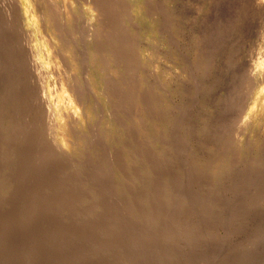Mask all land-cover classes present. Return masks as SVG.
<instances>
[{
    "label": "rangeland",
    "instance_id": "374dc122",
    "mask_svg": "<svg viewBox=\"0 0 264 264\" xmlns=\"http://www.w3.org/2000/svg\"><path fill=\"white\" fill-rule=\"evenodd\" d=\"M118 1L0 0V256L73 264L116 203L140 264H264V0Z\"/></svg>",
    "mask_w": 264,
    "mask_h": 264
},
{
    "label": "bare ground",
    "instance_id": "6f19581e",
    "mask_svg": "<svg viewBox=\"0 0 264 264\" xmlns=\"http://www.w3.org/2000/svg\"><path fill=\"white\" fill-rule=\"evenodd\" d=\"M118 1V0H117ZM119 2V1H118ZM121 8V7H120ZM90 25V24H89ZM115 33H117V31L115 32ZM120 33V32H119ZM112 35V34H111ZM114 36H115V34H114ZM116 37V36H115ZM120 37H122V36H120ZM124 38H127V37H124ZM123 39V38H122ZM117 40V39H116ZM120 41V40H119ZM124 44H126V43H124ZM129 44V43H128ZM124 48V47H123ZM126 49V48H125ZM112 50H113V48H112ZM115 50V49H114ZM121 50H123V49H121ZM118 51V50H117ZM120 52V51H119ZM125 55V54H124ZM157 56V55H156ZM170 61V60H169ZM130 65V64H129ZM134 65V64H133ZM128 69V68H127ZM126 69V70H127ZM136 69H138V68H136ZM133 70V69H132ZM132 73V72H131ZM132 77V76H131ZM120 79V78H119ZM122 80V79H121ZM131 80V79H130ZM133 80V79H132ZM135 82V81H134ZM132 83V82H131ZM135 83H139V82H135ZM134 84V83H133ZM118 85H119V83H118ZM140 85V84H139ZM112 86V85H111ZM128 86V85H127ZM119 87V86H118ZM117 87V88H118ZM129 88V87H128ZM133 88H134V86L130 89L131 91H133ZM139 88V87H138ZM123 89V88H122ZM128 89V90H129ZM135 89H136V84H135ZM138 91H140L139 89H138ZM137 91V92H138ZM110 92V91H109ZM134 92V91H133ZM136 92V91H135ZM160 92V91H159ZM119 94V93H118ZM139 94V93H138ZM134 95V94H133ZM132 95V96H133ZM127 96H128V94H127ZM136 96H137V93H136ZM137 97H139V95L137 96ZM137 97H134V99L137 101L139 98H137ZM121 98H123V97H121ZM127 98V97H126ZM130 98V97H129ZM131 98H133V97H131ZM137 98V99H136ZM134 99H131L132 101H134ZM150 99V98H149ZM140 100V99H139ZM148 100V99H147ZM135 101V102H136ZM144 101V100H143ZM150 101V100H149ZM112 103V102H111ZM133 104H135L134 102H132ZM122 104V103H121ZM125 104H128V103H125ZM130 104H131V102H130ZM123 105V104H122ZM144 105V104H143ZM128 106V105H127ZM135 106V105H134ZM124 107H126V105L124 106ZM132 107V106H131ZM119 108V107H118ZM169 108V107H168ZM115 109H116V107H115ZM122 109V108H121ZM120 109V110H121ZM129 109H131V108H129ZM124 110H122V111H120V112H118V113H120V114H122V112H123ZM154 111V110H153ZM115 112V111H114ZM135 112V111H134ZM125 114V113H124ZM140 115H142V114H140ZM132 117V116H131ZM141 118V117H140ZM174 118V117H173ZM145 119V118H144ZM126 122V121H125ZM144 122V121H143ZM117 127V126H116ZM123 128V127H122ZM117 129V128H116ZM143 129V128H142ZM138 134V133H137ZM142 135V134H141ZM186 135H187V133H186ZM111 136V135H110ZM108 137V136H107ZM131 137V136H130ZM132 138V137H131ZM130 138V139H131ZM181 138V137H180ZM142 139V138H141ZM131 141V140H130ZM136 141V140H135ZM140 142V141H139ZM128 143V142H127ZM131 143H132V141H131ZM177 143V142H176ZM175 143V144H176ZM137 144V143H136ZM139 144V143H138ZM135 147H137V146H135ZM140 147V146H139ZM126 148V147H125ZM132 148V147H131ZM138 149V148H137ZM144 149H145V147H144ZM126 150H127V148H126ZM134 150V149H133ZM136 150V149H135ZM147 150V149H146ZM149 150V149H148ZM132 151V150H131ZM130 151V152H131ZM129 152V153H130ZM170 152V151H169ZM152 153V152H151ZM171 153V152H170ZM169 153V154H170ZM133 154H135V151L133 152ZM167 154V153H166ZM184 154V153H183ZM139 155H140V153H139ZM139 155H137V157L139 156ZM133 156V155H132ZM131 157V156H130ZM130 157H129V159H130ZM140 157V156H139ZM128 159V158H127ZM129 159H128V161H129ZM132 159H136V157L134 158H132ZM194 159V158H193ZM155 160H157V159H155ZM174 160V159H173ZM182 160V159H181ZM187 160V159H186ZM191 161V160H190ZM122 162V161H121ZM136 162H138L137 160H136ZM183 162V161H182ZM110 163V162H109ZM115 163V162H114ZM129 163H132V162H129ZM148 163V162H147ZM161 163V162H160ZM82 164V163H81ZM127 164H128V162H127ZM134 164H136V163H134ZM133 164V165H134ZM182 164V163H181ZM108 165H110V164H108ZM112 165V164H111ZM125 165V164H124ZM132 165V166H133ZM77 166V165H76ZM119 166H121V165H119ZM183 166V165H182ZM75 167V166H74ZM113 166H111V168H112ZM131 168V167H130ZM152 168V167H151ZM79 169V168H78ZM114 169H116V168H114ZM121 169V168H120ZM120 169H119V171H120ZM123 169V168H122ZM128 169V168H127ZM135 169L137 170V168L135 167ZM142 169V168H141ZM154 170V169H153ZM129 171V170H128ZM114 172V171H113ZM112 172V173H113ZM133 173H134V171H132ZM186 172V171H185ZM188 172V171H187ZM84 173V172H83ZM90 173V172H89ZM111 173V174H112ZM202 173V172H201ZM121 174V173H120ZM124 174V173H123ZM191 174V173H190ZM78 175H79V173H78ZM203 175V174H202ZM127 176V175H126ZM130 176V175H129ZM194 176V175H193ZM128 177V176H127ZM132 177V176H131ZM138 176H135V178H137ZM195 177V176H194ZM200 177V176H199ZM68 178V177H67ZM66 178V179H67ZM71 178V177H70ZM84 178V177H83ZM129 178V177H128ZM184 178V177H183ZM192 178V177H191ZM89 179V178H88ZM92 179V178H91ZM94 179V178H93ZM96 179V178H95ZM124 179H126V178H124ZM139 179V178H138ZM65 180V179H64ZM82 180V179H81ZM185 180V179H184ZM78 181V180H77ZM108 181V180H107ZM127 181H128V179H127ZM126 181V182H127ZM130 181V180H129ZM134 179L133 180H131L129 183H128V188H129V190L130 191H132V192H134L135 190V185H134ZM197 181V180H196ZM80 182V181H79ZM78 182V183H79ZM90 182V181H89ZM94 182V181H93ZM185 182V181H184ZM61 183V182H60ZM65 183V182H64ZM63 183V184H64ZM162 183V182H161ZM166 183V182H165ZM197 183V182H196ZM66 184V183H65ZM81 184V183H80ZM82 184H85V183H82ZM87 184V183H86ZM96 184V183H95ZM101 184V183H100ZM102 184H103V182H102ZM136 184V183H135ZM70 185V184H69ZM73 185H75V184H73ZM161 185V184H160ZM159 185V186H160ZM163 185V184H162ZM77 186V185H76ZM83 186V185H82ZM100 186V185H99ZM105 186V185H104ZM103 186V187H104ZM74 187V186H73ZM80 187H81V185H80ZM79 187V188H80ZM179 187V186H178ZM72 188V187H71ZM157 188V187H156ZM171 188V187H170ZM88 189V188H87ZM178 189V188H177ZM63 191H64V189H63ZM70 191V190H69ZM115 191V190H114ZM161 191V190H160ZM66 192V191H65ZM102 192V191H101ZM165 192H167V191H165ZM110 193V192H109ZM108 193V194H109ZM159 193V191H157V194ZM162 194V193H161ZM36 195V194H35ZM104 196H106V195H104ZM114 195H112L111 197L112 198H116V197H113ZM126 196V195H125ZM160 196V195H159ZM33 197H34V195H33ZM33 197H31V198H33ZM71 197V196H70ZM76 197V196H75ZM95 197V196H94ZM103 197V196H102ZM78 198V197H77ZM100 198V197H99ZM150 198V197H149ZM69 199V198H68ZM109 199V198H108ZM130 199H132V198H130ZM175 199V198H174ZM61 200V199H60ZM64 200V199H63ZM35 201V200H34ZM66 201V200H65ZM139 198H137V196L136 195H134L133 196V199H132V203L135 205V206H137L138 205V203H139ZM94 202V201H93ZM111 202V201H110ZM154 202V201H153ZM168 202V201H167ZM56 203V202H55ZM67 203V202H66ZM95 203V202H94ZM120 203V202H119ZM35 204V203H34ZM116 203H114V205H115ZM175 204V203H174ZM38 205V204H37ZM61 206H62V204H60ZM68 205H69V203H68ZM67 205V206H68ZM72 205V204H71ZM114 205H107L108 206V209H109V212L111 213V220L110 221H107V223L106 224H104V225H102V226H100V227H96L95 228V225L94 226H91V224L92 223H88L87 222V220H86V222L87 223H81L82 225H81V227L84 225L85 226V228L86 227H89V229L86 231V233H89L88 235H89V237H83V236H81V241L82 242H84V244H85V246L86 247H88L89 248V250L87 251V249H85V251H87V252H85L84 251V253H82V254H75V255H73V257L71 258V260H72V263L74 264H98V262H103L104 261V264H140V258H141V254H140V238L142 237H140V223L138 222V220H137V218L138 217H135L134 215H132L131 213H129L128 211L126 212V211H122V210H120L119 208H115L114 207ZM117 205V204H116ZM124 205V204H123ZM123 205H121V206H123ZM161 205V204H160ZM36 206V205H35ZM63 206H65V205H63ZM67 206H66V209H67ZM170 206H171V204H170ZM69 207H71L70 205H69ZM93 207V206H92ZM36 208V207H35ZM163 208V207H162ZM180 208V207H179ZM63 209V208H62ZM81 209H83V208H81ZM98 209H100V208H98ZM102 209V208H101ZM24 210H26V209H24ZM45 210V209H44ZM71 210H72V208H71ZM31 211V210H30ZM66 211V210H65ZM70 211V210H69ZM59 212V211H58ZM81 212V211H80ZM102 212V211H101ZM44 213V212H43ZM52 213H54V212H52ZM27 214H29V213H27ZM58 214H60V212L58 213ZM71 214V213H70ZM69 214V215H70ZM81 214V213H80ZM85 214V213H84ZM83 214V215H84ZM255 214V213H254ZM109 215V214H108ZM23 216V215H22ZM31 216V215H30ZM104 216V215H103ZM28 217V216H27ZM42 217V216H41ZM21 218H23V217H21ZM26 218V217H25ZM39 218V217H38ZM2 219V218H1ZM3 219H5V218H3ZM53 219V218H52ZM86 219V218H85ZM1 221V220H0ZM24 221H26V220H24ZM18 222V221H17ZM22 222V221H21ZM22 223H24V222H22ZM22 223H20L19 224V226H21V228H24L26 225H22ZM30 223V222H29ZM74 223H76L77 225H78V222H74ZM4 223L3 222H0V230L1 231H3L4 229V225H3ZM33 224H36V223H33ZM69 224V223H68ZM96 224V223H95ZM18 225V224H17ZM60 225V224H59ZM65 225V224H64ZM72 225V224H71ZM75 225V224H74ZM97 225V224H96ZM28 226V225H27ZM69 226V225H68ZM72 228V227H71ZM76 228V227H75ZM70 229V228H69ZM73 229V228H72ZM20 229H18V231H19ZM81 230H83V229H81ZM5 231V230H4ZM17 231V230H16ZM21 231V230H20ZM22 231H25V230H22ZM60 231V230H59ZM69 231V230H68ZM74 231V230H73ZM96 231L98 232H103V234H105V236H101V237H97V235L96 236H94L93 237V235L96 233ZM142 232H144V231H142ZM1 234H2V232H0ZM69 233H70V231H69ZM68 233V235H70ZM77 233H79V232H77ZM82 233V232H81ZM84 233H85V231H84ZM170 233H171V229H166L165 231H162V235H161V237H162V244L164 245H166L167 243H169L168 245H170V243L171 242H173V239H172V236H174V235H172V236H170ZM57 234V233H56ZM91 234H93V235H91ZM23 235V234H22ZM42 235V234H41ZM46 234H44V236H45ZM54 235V234H53ZM61 235V234H60ZM59 235V236H60ZM79 235H82V234H79ZM100 235V234H99ZM1 236V235H0ZM50 236H52V234L50 235ZM57 236V235H56ZM72 236V235H71ZM85 236V235H84ZM181 236H188L187 235V233H180V237ZM5 237V236H4ZM7 237V236H6ZM41 237H43V235L41 236ZM69 237V236H68ZM121 237H123V238H121ZM25 238V237H24ZM49 238V237H48ZM55 238H57V237H55ZM61 238V237H60ZM63 238V237H62ZM70 238V237H69ZM74 238H77V237H74ZM6 239H8V238H6ZM50 239H53V238H49V240ZM174 239H176V238H174ZM0 240H1V237H0ZM37 240V239H36ZM78 240V239H77ZM79 241V240H78ZM178 241H180L179 239H178ZM55 242V241H54ZM3 243V242H2ZM55 244V243H54ZM64 244V243H63ZM69 245V244H68ZM30 246V245H29ZM28 246V247H29ZM33 246V245H32ZM54 246V245H53ZM77 246V245H76ZM35 247V246H34ZM59 247V246H58ZM166 247V246H165ZM164 247V248H165ZM65 248H67V246L65 245ZM70 248V247H69ZM30 249V248H29ZM35 250V249H34ZM84 250V249H83ZM1 251V250H0ZM27 251V250H26ZM29 251H31V250H29ZM36 251V250H35ZM34 251V252H35ZM65 251V250H64ZM66 252H67V250H66ZM77 252V251H76ZM1 254V253H0ZM3 254V253H2ZM39 254V253H38ZM47 254V253H46ZM48 255V254H47ZM46 255V256H47ZM68 255V254H67ZM72 255V254H71ZM141 255V256H140ZM2 256V255H1ZM0 256V264H6V261H5V259H3L2 257ZM17 258H15V262H19L20 261V259L22 258V255H15ZM33 256V255H32ZM37 256V255H36ZM42 256V255H41ZM49 256V255H48ZM6 257V256H5ZM32 258V257H31ZM177 258V257H176ZM98 259H100V260H98ZM174 259H175V257H174ZM34 261V260H33ZM179 261V260H178ZM181 262V261H180ZM67 263V262H66ZM176 263H177V261H176ZM18 264V263H17ZM103 264V263H102Z\"/></svg>",
    "mask_w": 264,
    "mask_h": 264
}]
</instances>
